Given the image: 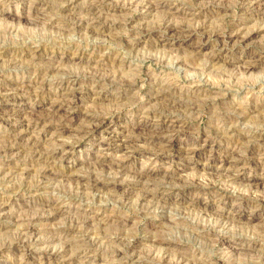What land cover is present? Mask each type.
Listing matches in <instances>:
<instances>
[{
	"label": "rangeland",
	"instance_id": "1",
	"mask_svg": "<svg viewBox=\"0 0 264 264\" xmlns=\"http://www.w3.org/2000/svg\"><path fill=\"white\" fill-rule=\"evenodd\" d=\"M144 1L0 0V264H264V0Z\"/></svg>",
	"mask_w": 264,
	"mask_h": 264
},
{
	"label": "bare ground",
	"instance_id": "2",
	"mask_svg": "<svg viewBox=\"0 0 264 264\" xmlns=\"http://www.w3.org/2000/svg\"><path fill=\"white\" fill-rule=\"evenodd\" d=\"M255 1H257V0H255ZM155 3H156V0H145L142 4H141V7H142V9H145V8H148V7H150V9L152 8V7H154V5H155ZM254 3H256V2H254ZM257 3H259V1L257 2ZM256 3V4H257ZM161 4V3H160ZM132 5V4H131ZM157 5V4H156ZM251 5H253V0H252V2H251ZM260 6V5H259ZM57 7V6H56ZM139 9V8H138ZM134 11V10H133ZM148 12V11H147ZM137 14V13H136ZM264 19V18H263ZM126 21V20H125ZM170 25V24H169ZM88 30V29H87ZM104 30V29H103ZM169 31L171 30V27L168 29ZM172 30H173V27H172ZM189 31V30H188ZM195 31V30H194ZM171 32V31H170ZM197 32V31H196ZM164 33V32H163ZM190 34V33H189ZM195 34V33H194ZM190 37V36H189ZM220 40V39H219ZM219 42V41H218ZM224 42V41H223ZM227 42H231V36L230 37H228V39H227V41H225V43L227 44ZM220 45H221V43H220ZM201 47V46H200ZM226 48V47H225ZM36 53V52H35ZM36 57V60H39V61H43V58H42V55L40 56L38 53H36L35 54V56H34V58ZM49 64V63H48ZM48 64H43V65H48ZM48 66H51V64H49ZM57 68V67H56ZM45 69V68H44ZM48 70L49 71H53V68L52 69H50V68H48ZM47 70V71H48ZM62 79V78H61ZM61 83V82H60ZM75 86V85H74ZM73 90V89H72ZM69 95V94H68ZM65 96V95H64ZM58 103L59 102H61L60 100L59 101H57ZM71 104V103H70ZM90 121V120H89ZM104 119L103 120H101V122H99L100 124H97V126H95L94 128H93V130L94 129H97V128H100L101 126H103L104 125ZM175 124V123H174ZM64 128V127H63ZM231 130V129H230ZM58 132H60V131H58ZM172 132V136H171V139H169V140H171L170 142L172 143V144H174L177 140H178V138H177V136H178V134L180 133V131H175V130H173V131H171ZM54 135V134H53ZM245 135V134H244ZM20 137L18 138L17 137V143L19 144V145H22L24 142H21V141H23V138H21L22 136L21 135H19ZM56 137V136H55ZM259 137H261V134H254V133H252V134H250V135H248V136H243V140L245 141L244 143H245V145L246 144H250V143H252L254 140H256L257 138H259ZM262 138V137H261ZM242 140V141H243ZM9 142V141H8ZM29 143V142H28ZM30 143H31V141H30ZM25 144H27L26 142H25ZM60 145V144H59ZM63 145V144H62ZM130 146V145H129ZM128 145H126V144H120V145H117V147L118 148H123V149H127L126 151H128L131 147H129ZM0 147H2L1 145H0ZM7 147V146H6ZM38 147V145L36 144V142H33V144H31V148H37ZM62 147H64V146H62ZM58 148H60V147H58ZM117 148V149H118ZM170 148V147H169ZM21 149V148H20ZM38 149V148H37ZM36 149V150H37ZM44 149V148H43ZM48 149V148H47ZM69 149H72V148H69ZM123 149H121V150H123ZM11 150H14V147H11L10 148V150L9 151H11ZM40 150V149H39ZM45 150H46V148H45ZM131 150V149H130ZM199 149H196L195 148V150H193V152L192 153H195V152H197ZM7 151V150H6ZM47 151V150H46ZM51 151V150H50ZM190 151V150H189ZM8 152V151H7ZM20 152V151H19ZM43 152V151H42ZM48 152V151H47ZM70 152V151H69ZM125 152V151H124ZM4 153V152H3ZM6 153V152H5ZM8 153H10V152H8ZM66 153H68V152H66ZM56 154L57 153H52V155L51 156H56ZM125 154H126V152H125ZM50 156V155H49ZM54 156V157H55ZM237 159V160H236ZM236 159H234V160H231V162H229V164H231V167H234V165H236V164H238L239 162H241L242 160H240V159H238V158H236ZM245 162V161H244ZM244 164H246V163H243L242 165H244ZM24 166V165H23ZM246 166V165H245ZM51 167V166H50ZM236 168V167H235ZM233 169V168H232ZM241 169H243V167L241 168ZM52 172V171H51ZM50 173V171H47V174H49ZM49 175H53V173L52 174H49ZM117 181V180H116ZM125 182V181H124ZM105 183V182H104ZM111 183V182H110ZM113 183V182H112ZM98 185H100V184H98ZM113 185V187L114 188H117V189H119V188H122L121 186H122V184L121 183H119V182H115L114 184H112ZM97 186V185H96ZM112 187V188H113ZM150 190V189H149ZM121 191V190H120ZM152 191V190H151ZM151 193V192H150ZM7 203H9V202H7ZM7 204L5 203V202H3V203H1L0 202V217L1 216H7V215H10V213H6L5 212V208H7ZM20 210V209H19ZM28 217V216H27ZM37 217V216H36ZM5 218V217H4ZM29 218V217H28ZM21 219V218H20ZM2 220V219H1ZM26 220V219H25ZM24 220V218H22V222L23 221H25ZM38 221V220H37ZM26 222H27V225L26 226H24V227H26L25 228V234H24V236H25V239H24V243L26 244V247H27V249H29V250H35V248H38V247H43V244H41V243H43V241H47V240H44V238L42 237V235L40 234V231H39V229L37 228V226H36V219H32V218H29L28 220H26ZM98 223V222H97ZM100 223V222H99ZM84 224H85V222H84ZM83 224V225H84ZM94 224V223H93ZM85 225H87V224H85ZM1 227V226H0ZM22 228V227H21ZM24 229V228H23ZM24 231V230H23ZM22 231V232H23ZM91 231V230H90ZM79 234V233H78ZM91 234V233H90ZM89 234V235H90ZM62 235V234H61ZM64 236H66V235H64ZM88 236V235H87ZM97 236V235H96ZM89 237V236H88ZM91 237H94V236H91ZM118 237V236H117ZM96 238H99L98 236L96 237ZM127 238V237H126ZM91 238H87L86 236H84V235H78V236H76V238L73 240V239H68V240H66L65 242H64V244H63V246H62V248H59V249H57L56 247H52V245H50L49 243V245L47 246V247H43V249H45V248H48L49 250H50V253L49 254H45V260L49 263V264H68V263H70L71 261H73V260H75L76 258H77V256H78V254L79 253H81V254H84L85 255V258H86V260H88V262H91V258L93 259L94 258V256L95 255H93V253H96L97 251L96 250H94L93 248H92V246H88V245H86L87 244V242H88V240L91 242V240H90ZM99 240V239H98ZM94 241V240H93ZM52 242V241H51ZM97 242V241H96ZM137 240H132V239H124V241L122 242V245H123V250L121 251V254L120 255H118L117 257H118V259H116V261H121V262H125V264H137V262L138 261H142L140 258H138L136 255H134L133 254V247L137 244ZM162 242V241H161ZM53 243H54V241H53ZM93 244V243H92ZM90 245V244H89ZM25 248V247H24ZM119 248V247H118ZM237 248L238 247H235V248H233L232 247V251L234 250V251H236L237 250ZM243 249H244V247H242ZM48 249H46V250H48ZM57 250H59V251H57ZM47 252V251H46ZM92 254V255H91ZM90 255V256H89ZM94 262H95V260H94ZM223 262V261H222ZM120 263V262H119Z\"/></svg>",
	"mask_w": 264,
	"mask_h": 264
}]
</instances>
